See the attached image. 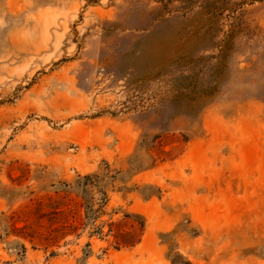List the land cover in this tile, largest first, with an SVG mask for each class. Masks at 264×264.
Segmentation results:
<instances>
[{"label":"rangeland","instance_id":"rangeland-1","mask_svg":"<svg viewBox=\"0 0 264 264\" xmlns=\"http://www.w3.org/2000/svg\"><path fill=\"white\" fill-rule=\"evenodd\" d=\"M0 264H264V0H0Z\"/></svg>","mask_w":264,"mask_h":264},{"label":"trees","instance_id":"trees-1","mask_svg":"<svg viewBox=\"0 0 264 264\" xmlns=\"http://www.w3.org/2000/svg\"><path fill=\"white\" fill-rule=\"evenodd\" d=\"M88 178V177H87Z\"/></svg>","mask_w":264,"mask_h":264}]
</instances>
